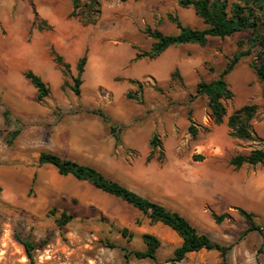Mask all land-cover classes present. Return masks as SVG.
Masks as SVG:
<instances>
[{
    "label": "rangeland",
    "instance_id": "rangeland-1",
    "mask_svg": "<svg viewBox=\"0 0 264 264\" xmlns=\"http://www.w3.org/2000/svg\"><path fill=\"white\" fill-rule=\"evenodd\" d=\"M101 1L100 21L83 27L70 17L71 0H0V264H31L25 243L34 247V264L222 261L219 252L202 250L181 262H168L182 244L175 232L160 223L151 225L139 210L88 182L61 176L52 165H41L44 152L93 167L180 213L200 234L231 246L226 264H264V188L257 187L260 182L256 181L264 175V163L245 164L241 169L231 165L238 155L264 150V142L234 138L227 126L235 111L257 105L253 135L264 139L262 84L250 67L256 55L244 57L227 77L234 97L224 101L227 117L219 126L210 117L207 97L190 99L196 90L194 77L188 76L183 84L170 80L173 57L181 64H200L198 82L216 79L228 60L246 49L242 43L252 33L212 37L205 47H172L157 59L137 61V54L150 52L154 43L147 28L177 34L169 14L194 29L206 25L192 9L179 7V0ZM42 20L53 29L39 30ZM53 37L58 38L57 49ZM70 46L75 52L68 51ZM53 49L71 66L72 77L77 76L78 60L88 58L81 95L68 87L73 81L54 62ZM28 71L50 87L45 105L38 104L36 88L24 76ZM131 80L140 81L143 90L138 91ZM156 87L163 88L164 94ZM129 92L144 97V105L128 99ZM15 98H22L27 107ZM6 109L11 112L7 125L2 116ZM92 110L105 112L123 128L121 145L102 119L89 113ZM191 125L198 129L196 137L189 133ZM18 129L21 135L8 146L6 138ZM154 134L162 146L148 161ZM239 209L254 213L259 229L250 231L252 224L240 216ZM63 213L73 220L61 229L57 219ZM213 214L230 217L217 224ZM124 230L129 234L124 236ZM144 234L161 241L158 259H126L122 248L145 250ZM108 243L119 248H110Z\"/></svg>",
    "mask_w": 264,
    "mask_h": 264
},
{
    "label": "trees",
    "instance_id": "trees-1",
    "mask_svg": "<svg viewBox=\"0 0 264 264\" xmlns=\"http://www.w3.org/2000/svg\"><path fill=\"white\" fill-rule=\"evenodd\" d=\"M71 1V18L77 19L83 27L97 25L103 13L101 0ZM121 1L127 2L128 0ZM178 5L181 8L192 9L204 22L206 28L194 29L190 26H186L177 15L169 14L168 19L176 25L178 33L174 35H165L156 29L147 28L146 34L154 40V43L150 52H139L136 60L138 61L144 58H149L150 60L157 59L172 47L187 45L205 47L212 37L226 39L238 33L251 32L252 36L246 42L242 43V45H246V49L236 52L232 58L228 60L225 68L216 79L210 82L200 80L197 84L195 94L191 95L190 99H194L198 96L207 97L209 101L210 117L213 120V124L217 126L222 125L227 117V108L224 101L231 100L234 97L233 91L229 87L227 77L236 69L244 57L253 56L255 54L256 56L250 63V67L254 70L258 80L262 84V97L264 100V0H235L233 2L230 0H179ZM34 25H37V23ZM38 28L42 31H51L53 29L45 20L40 22ZM51 54L54 62L61 68L64 77L70 78L73 81V85L68 84V87L75 95H81L83 75L88 63L86 55L82 57L77 64V76L72 77L71 66L65 59L59 55L55 49L52 50ZM24 76L26 79L30 80L36 88L38 104L45 105L47 99L51 95V89L48 84L33 71L26 72ZM171 80L173 82L179 81L182 84L184 83L178 69L172 73ZM131 83L138 88V91L143 90V84L140 81L131 80ZM156 91L164 94V89L161 87H156ZM127 97L128 99L138 101L140 104L144 105L145 103L144 97L137 98L132 92H129ZM258 109L257 105H246L229 116L227 126L231 131L230 135L240 140L264 142V139L256 138L253 135L252 122L258 115ZM89 113L99 116L108 126L117 144L121 145V132L123 128L115 125L111 118L101 110H92L89 111ZM2 116L5 124H9L11 112L6 109ZM189 120L191 121V116ZM188 130L193 137L197 136L198 129L194 125H191ZM20 135L21 130L19 129L11 132L5 140L7 145L12 146ZM161 146L162 143L159 136L154 134L150 141L152 152L148 161L152 159L155 150L161 148ZM161 157L162 159L164 158V153H162ZM39 162L41 165L54 166L61 176H72L79 181L88 182L96 189L121 199L147 216L151 225L160 223L175 232L182 240V244L174 251L168 262H181L186 259L189 254L206 250L219 252L222 259L220 264H226L227 255L231 246L215 243L209 236L200 234L180 213L173 212L164 205L142 197L121 183L108 179L93 167L69 160H63L59 155L48 152H44L40 155ZM263 163V149H254L248 156L238 155L231 160V165L235 169H241L245 164L257 166ZM238 212L241 217L252 224L250 231L259 229L254 224V218L256 217L254 213H250L244 209H239ZM229 217V214H222L220 216L213 214V218L217 224H222L225 220L229 219ZM72 220V215L63 213L62 216L57 219V224L63 229ZM127 234H129V231L124 230L123 235L126 236ZM142 240L146 246L145 250L139 251L122 248L125 252L126 259L135 257L138 260L156 261L158 259L161 241L152 234H144ZM24 246L31 264H34L33 245L25 243ZM108 247L113 249L119 248L118 245L113 243H108Z\"/></svg>",
    "mask_w": 264,
    "mask_h": 264
},
{
    "label": "crops",
    "instance_id": "crops-1",
    "mask_svg": "<svg viewBox=\"0 0 264 264\" xmlns=\"http://www.w3.org/2000/svg\"><path fill=\"white\" fill-rule=\"evenodd\" d=\"M178 33V32H177ZM52 42H53V44L56 46V49H57V43H58V38L56 39V37L54 38L53 37V40H52ZM72 47L70 46V48H68V51H70L71 50V52H72V50H74V52H75V48H72ZM59 50L61 51V49L59 48ZM169 50V49H168ZM65 53V52H64ZM64 53H62V55H64L65 56V54ZM81 59V58H80ZM79 59V60H80ZM79 60H78V62H79ZM172 60L173 61H175V69H174V71L176 70V69H178L179 71H180V73H181V75H182V78H183V80H184V82H185V80H186V78L188 77V76H192V77H194V79H196V87H197V84H198V81H197V75H198V73L199 72H201V70H202V68L200 67V64H198V63H196L195 62V64H189V63H186V62H184L183 64H181V62H180V60L178 59V57H173L172 58ZM237 68V67H236ZM172 73L173 72H171V75H172ZM170 80H171V78H170ZM172 81V80H171ZM170 82V81H169ZM173 82V81H172ZM174 83V82H173ZM16 99V98H15ZM16 102L17 103H19V104H22V107H27V103H23V99L22 98H17L16 99ZM29 105V104H28ZM252 128H253V125H252ZM256 138H258V137H256ZM261 139V138H260ZM263 139V138H262ZM255 178H256V176H254V178H252V181L253 182H255ZM257 182L259 181L260 183L259 184H257V187L258 186H260L259 188H264V175L263 176H259V178H258V180H256Z\"/></svg>",
    "mask_w": 264,
    "mask_h": 264
}]
</instances>
